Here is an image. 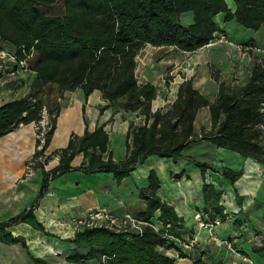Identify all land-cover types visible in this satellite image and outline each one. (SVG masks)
Instances as JSON below:
<instances>
[{
	"label": "crops",
	"instance_id": "crops-1",
	"mask_svg": "<svg viewBox=\"0 0 264 264\" xmlns=\"http://www.w3.org/2000/svg\"><path fill=\"white\" fill-rule=\"evenodd\" d=\"M235 10V0H226ZM48 13L63 14L61 3L44 6ZM225 11L216 14L217 31L206 45L196 50H184L175 45L146 43L136 56V75L139 83L150 82L157 88L153 110L169 108L177 97L180 85L192 79L196 89L213 99L219 89L214 73L228 83L243 84L250 77L254 60L264 55V27L248 33L235 19L225 20ZM194 21L192 10L181 13V22ZM242 25V26H241ZM246 27V26H245ZM248 28V27H247ZM224 35L226 39H220ZM255 46L254 49L239 44ZM0 45L16 52V45L1 40ZM194 66L187 72V63ZM13 60L0 63V104L28 93L40 99L50 111H57L56 126L46 154L45 168L59 164L57 149L68 145L73 133L83 134L104 124L109 132L108 150L116 161L123 160L128 152L127 134L133 126L145 122L138 111L121 109L103 97L100 89L86 95L82 87L60 90L55 82L43 81L33 69L10 72ZM104 106L103 110L101 107ZM195 130L211 126L208 106L201 107L195 118ZM37 136L34 122L19 127L0 137V221H7L30 208L44 229L26 221L8 226L13 235L25 238L7 243L0 241V264H36L33 257L43 258L48 264H100L96 257L82 261H69L74 249L86 254L90 248L78 246L68 238L73 237L81 222L94 209H105L122 224L126 214L140 217L146 201L140 190L149 184L148 175L155 169L160 178L157 193L172 204L181 217L176 224L168 223L172 234L166 244L159 247L171 256L174 264H264V164L253 157L218 147L207 139L192 142L183 149V156L172 157L150 154L136 164L129 175L117 182L113 172H84L79 166L86 160L83 152L77 153L71 163L75 167L50 178L44 193L39 196L43 184V168L29 163L35 157ZM195 161L213 166L203 174ZM230 167L242 170L235 181L223 174ZM205 181H212L221 191L220 203L225 218L217 216L213 225H201L208 221L205 212ZM157 210L151 222L165 224ZM201 213V217L197 216ZM141 218V217H140Z\"/></svg>",
	"mask_w": 264,
	"mask_h": 264
},
{
	"label": "trees",
	"instance_id": "trees-1",
	"mask_svg": "<svg viewBox=\"0 0 264 264\" xmlns=\"http://www.w3.org/2000/svg\"><path fill=\"white\" fill-rule=\"evenodd\" d=\"M56 3L63 5V14L44 9ZM235 3V10H231L226 0H0V41L16 45L18 57L27 58L40 80L55 82L60 90L82 87L86 95L100 89L111 104L138 111L145 117L141 125L131 123L128 152L123 160L116 161L111 154L104 158L109 132L104 124H99L93 130L85 129L83 134L73 133L68 145L56 150L59 164L48 170L45 164L50 155L46 149L57 115V111L49 110L52 127L33 158L44 173L39 196L50 178L75 168L71 161L79 152L86 157L79 166L84 172H113L118 183L148 155L177 160L187 145L202 139L264 164V55L254 60L250 77L243 84L228 83L214 73L219 89L213 99L196 89L192 79L185 80L166 110H153L157 88L150 82L139 83L136 75V56L146 43L196 50L215 38L218 29L215 16L221 11L226 13L225 20L235 19L253 29L264 27V0H235ZM187 10L194 12V21L184 25L181 13ZM43 106L32 93L0 104V137L21 124L38 122ZM203 106L210 109L211 126H202L197 132L194 122ZM195 163L203 174L213 169L207 162ZM223 174L235 181L242 170L225 167ZM148 180L149 184L140 190L146 201L140 217L147 221L141 231L105 226L78 229L68 240L90 250L81 254L74 249L67 259L78 262L96 257L100 264H174V259L159 247L172 240L163 228L170 230L166 224H176L181 217L157 193L161 181L155 169L150 170ZM203 191L208 221L217 216L225 218L221 191L212 181H205ZM159 209V219L165 225L156 229L151 220ZM19 221L44 229L30 208L0 221V241H21L26 245L23 236H15L7 228ZM33 259L36 264H48L43 258ZM197 264L202 263L198 260Z\"/></svg>",
	"mask_w": 264,
	"mask_h": 264
},
{
	"label": "built area",
	"instance_id": "built-area-1",
	"mask_svg": "<svg viewBox=\"0 0 264 264\" xmlns=\"http://www.w3.org/2000/svg\"><path fill=\"white\" fill-rule=\"evenodd\" d=\"M220 39H226L224 35L220 36ZM240 47H246V48H254L252 45L247 44H239ZM13 60L15 63L13 67L10 68V72L12 74H15L18 69L22 70H29L30 66L27 61L26 57H18L17 51L12 52L9 51L7 48L0 45V63H4L5 60ZM189 68L188 70H192L193 66H191L190 63H188ZM35 130H36V136L37 139H39V143L37 144V148H42L43 145L46 142V137L48 131L52 127L51 119H50V113L49 109L46 105L42 108V118L38 122H34ZM35 162L32 160L29 163V166L34 164ZM198 217H201V213H197ZM214 222H205L204 220H201V225H213L215 222H218V219L213 220ZM147 221L142 220L139 216L133 215L131 213L126 214V220L124 223L119 224L116 222L115 218L107 212L105 209H94L90 211L88 216L81 222L80 228L83 229L84 227H97V226H105L109 228H114L116 230H119L121 228H131L136 230H142L143 224H146ZM153 224V223H152ZM154 225V224H153ZM156 229H159L158 226L154 225ZM165 231V234L168 237L174 238L175 236L170 232L169 227L163 228Z\"/></svg>",
	"mask_w": 264,
	"mask_h": 264
},
{
	"label": "rangeland",
	"instance_id": "rangeland-1",
	"mask_svg": "<svg viewBox=\"0 0 264 264\" xmlns=\"http://www.w3.org/2000/svg\"><path fill=\"white\" fill-rule=\"evenodd\" d=\"M241 26H242V25H241ZM242 28L246 29L248 33H253V32H255V30H254L253 28H247V27H245V26H242ZM242 44H244V43H242ZM252 46H253V45H252ZM253 47H255V46H253ZM250 49H254V48H250ZM188 63H189V62H188ZM188 63H187L186 66H185V70H186L187 72H192L193 69H194V66L191 64V66H193V69L189 71V70H188V68H189Z\"/></svg>",
	"mask_w": 264,
	"mask_h": 264
}]
</instances>
